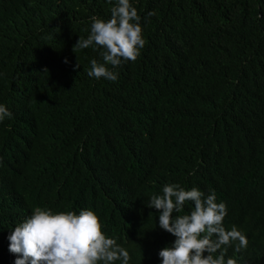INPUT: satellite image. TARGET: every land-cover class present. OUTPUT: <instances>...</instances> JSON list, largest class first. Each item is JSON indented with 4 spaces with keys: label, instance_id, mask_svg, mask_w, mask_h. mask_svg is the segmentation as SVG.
<instances>
[{
    "label": "trees",
    "instance_id": "16d2710c",
    "mask_svg": "<svg viewBox=\"0 0 264 264\" xmlns=\"http://www.w3.org/2000/svg\"><path fill=\"white\" fill-rule=\"evenodd\" d=\"M130 2L146 44L112 82L87 75L101 49L73 48L116 0H0V264L36 207L97 212L129 264H162L159 213L139 202L155 179L216 189L225 225L264 236V0ZM229 115L241 139L215 140Z\"/></svg>",
    "mask_w": 264,
    "mask_h": 264
},
{
    "label": "clouds",
    "instance_id": "9594fccd",
    "mask_svg": "<svg viewBox=\"0 0 264 264\" xmlns=\"http://www.w3.org/2000/svg\"><path fill=\"white\" fill-rule=\"evenodd\" d=\"M110 13L107 21L91 17L90 34L87 38L79 37L73 51L90 47L101 49L99 55L103 62L91 59L87 75L115 82L118 79L115 69L123 61L135 62L146 41L141 18L130 0H116ZM76 67H80L79 62ZM11 115L6 106L0 105V121ZM234 117H225L223 134L219 129L220 135H216L215 140L228 143L241 139L239 129L232 128L230 120ZM244 160L253 170L255 162L248 153ZM239 182H243V178L236 176L234 185L226 186L227 192ZM257 184L260 189L264 188V179ZM246 194L247 191L241 190L239 197L244 199ZM139 202L159 213L154 222L159 224L162 237L169 240V246L159 252L162 264H264V236L245 233L244 222L237 226L225 225L227 199L214 188L202 189L174 181L160 185L155 179L150 187L143 189ZM186 202H192L193 208L181 214ZM29 215L30 212H26L12 223L15 228L8 239L9 251L17 256L15 264H115L116 261L129 264V252L105 235L97 212L81 210L79 214L74 211L54 214L36 207ZM149 216L151 218L152 214ZM248 244L261 245L259 252H253L259 259L245 250Z\"/></svg>",
    "mask_w": 264,
    "mask_h": 264
}]
</instances>
